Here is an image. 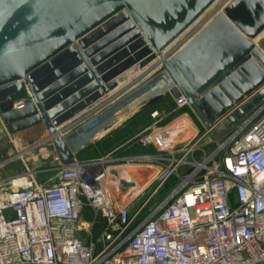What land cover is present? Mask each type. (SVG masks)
Listing matches in <instances>:
<instances>
[{"label": "built area", "instance_id": "obj_1", "mask_svg": "<svg viewBox=\"0 0 264 264\" xmlns=\"http://www.w3.org/2000/svg\"><path fill=\"white\" fill-rule=\"evenodd\" d=\"M164 74L149 99L170 95L177 109L188 108ZM25 104L21 97L14 108ZM180 117L138 142L174 147L167 136L186 119ZM96 131L69 142L75 155ZM212 131L204 128L166 155L75 156L69 166L60 160L57 174L45 182L28 172L16 178L24 180L20 185L0 180V264H264V99L217 133L207 152L202 140ZM0 136L13 138L1 109ZM171 179L168 194L146 215V202L134 209L136 198L150 189L153 197ZM86 206L104 221L89 241L80 236L94 223L82 217Z\"/></svg>", "mask_w": 264, "mask_h": 264}, {"label": "water", "instance_id": "obj_2", "mask_svg": "<svg viewBox=\"0 0 264 264\" xmlns=\"http://www.w3.org/2000/svg\"><path fill=\"white\" fill-rule=\"evenodd\" d=\"M216 1L0 0V109L10 133L43 125L41 143L72 165L70 136L59 127L114 91L126 71L158 61L216 137L219 123L231 127L264 99L255 43L264 0H231L175 44ZM21 97L26 104L14 108Z\"/></svg>", "mask_w": 264, "mask_h": 264}, {"label": "rangeland", "instance_id": "obj_3", "mask_svg": "<svg viewBox=\"0 0 264 264\" xmlns=\"http://www.w3.org/2000/svg\"><path fill=\"white\" fill-rule=\"evenodd\" d=\"M230 2L231 0H221V2H217V4L199 19L197 24L194 25L190 31L185 33L186 35L183 36V39L194 35L211 18L221 12L226 3L229 4ZM256 45L264 50V36L259 37ZM124 74L117 79L120 87H117L114 90V93L111 92L92 107L88 108L90 110L84 118L79 121L75 120V118L72 123L67 125V129L64 130L65 132H63V136H70L69 142H73L76 138L79 139V136L84 139L96 130L102 132L100 135L101 139H99L98 143L80 154V158L96 157V159H100L109 155L114 156V154H117V156H119V154L124 155V157L127 155L144 154L166 155L169 150H178L182 148L184 144L192 142L197 133L195 131L196 128L201 129V132L204 131V128H202L203 124L192 111H189L190 108L177 109L176 103L170 95H161V98L157 102L143 108L151 100L149 97L155 91V87H157L160 80H165L164 71L157 70V67L155 66L144 69L133 67ZM154 111L159 112V115L155 118L152 117ZM185 112H187L190 117H184L186 118L184 121H190V123L183 124L182 130H179V134L173 130L176 125L167 130L168 135L171 133L170 130L175 132L172 131L173 134L171 133L172 135L170 137L167 136L171 140H174V147L162 149L156 142L154 146H144L138 142L144 134L156 133V131L165 127L171 121L173 116H180ZM171 113L172 116L169 118L168 116ZM156 123L157 125H155ZM111 124L113 125L112 128L110 126ZM41 127L42 125H39L38 127L29 130V138L31 139V142L19 140L17 138L18 134H12V139H10V137L0 136V180L16 179L21 176L20 174L22 172H28L35 174V178L39 182H45L57 174L59 162L54 160V156L51 154L54 149L52 142H45L36 146V148H33L36 144L42 142L43 137L46 136L45 127L40 130ZM91 128L92 130L90 131L89 129ZM180 128L181 127H179V129ZM216 128L225 130L227 125L224 122L219 123ZM213 138L214 135H209L202 140L203 143H206L204 149L207 152L212 151L213 147L217 144L214 143L213 145L211 142ZM195 155L196 157L200 156V154L197 156V153ZM137 165L139 168V166L143 164ZM137 179L139 180V178ZM171 181H174V179H171ZM171 181L161 187L158 193L151 198H149V196L153 189L145 192L143 196L136 198L134 209H138L146 202L142 211V213L146 215L151 208L164 199L166 194H168L172 187ZM153 188H155V185ZM124 191L125 189H123L121 193H124ZM121 197L122 194L117 196V198ZM124 197H126V195ZM85 215L86 214H83L82 216L84 219ZM99 232L96 237H98ZM80 236L86 241L94 238L92 228L90 233L84 232L81 233Z\"/></svg>", "mask_w": 264, "mask_h": 264}, {"label": "crops", "instance_id": "obj_4", "mask_svg": "<svg viewBox=\"0 0 264 264\" xmlns=\"http://www.w3.org/2000/svg\"><path fill=\"white\" fill-rule=\"evenodd\" d=\"M261 49V48H260ZM262 51H263V53H264V50L263 49H261ZM112 93H114V92H112ZM189 108V107H188ZM186 109V108H185ZM89 110L90 109H88L86 112H84V113H82L81 115H79V117H77L76 118V120H80V119H82V118H84L86 115H87V113L89 112ZM189 111H192L191 109L189 110ZM195 115V114H194ZM172 116V113L168 116L169 118ZM180 116H184V117H190V115L187 113V112H185L183 115H180ZM180 116H177V115H175V116H173L172 118H171V121H170V123H169V125L171 124V123H175V122H178V120L181 118ZM197 117V116H196ZM199 120V119H198ZM190 123V121L189 122H185L184 120H182L181 122H179V124H177L176 126H178V127H176L175 129H176V133L177 134H179L180 133V131L179 130H182V125L183 124H189ZM41 126V125H40ZM111 126V128H112V124L110 125ZM110 126H107V127H110ZM197 126V125H196ZM38 127V126H37ZM92 127V126H91ZM179 127H181L180 129H179ZM44 128V126L42 125V127L40 128V130H42ZM202 128H205L204 126H202ZM30 130V129H29ZM29 130H26V131H23V132H20V133H18V135H17V138L19 139V140H22V141H26V142H31V139L29 138V134H30V131ZM90 131L92 130V128L91 129H89ZM89 130H85V131H89ZM109 130V129H108ZM201 129H199V128H196V132L198 133L199 131H200ZM84 131V132H85ZM102 131H104V130H102ZM101 133L102 132H98L97 131V133L95 134V137H94V139H93V141L85 148V149H83V150H81L80 152H78V154H76L75 156H76V158L78 159V160H90V159H96V157L95 158H80V154H82L84 151H86L88 148H90V147H92L93 145H96L97 143H98V141H99V139H101ZM79 139L78 138H76L74 141H78ZM54 152V151H53ZM53 152L51 153V154H53ZM54 157H53V159L54 160H57L58 162H59V165H60V159H58L59 157L55 154V155H53ZM127 156H131V155H127ZM108 157H124V155H120L119 154V156H117V154H114V156L113 155H109ZM97 158H99V157H97Z\"/></svg>", "mask_w": 264, "mask_h": 264}, {"label": "bare ground", "instance_id": "obj_5", "mask_svg": "<svg viewBox=\"0 0 264 264\" xmlns=\"http://www.w3.org/2000/svg\"><path fill=\"white\" fill-rule=\"evenodd\" d=\"M219 1L221 2V0H217V1H216V2H215V3H214V4L208 9V11H209V10H210L215 4H217V2H219ZM227 3H228V2H227ZM227 3H226L225 6L222 8V10L228 5ZM219 6H220V5H219ZM222 10H221V12H222ZM208 11H207V12H208ZM207 12H206V13H207ZM206 13H205V14H206ZM219 13H220V12H219ZM205 14H204V15H205ZM204 15H203V16H204ZM203 16H201L199 19H201ZM199 19H198V20H197V21H196V22H195V23H194V24H193V25H192V26H191V27H190L185 33H187L188 31H190V30L192 29V27H193L194 25L197 24V22L199 21ZM211 19H212V18H211ZM211 19H210V20H211ZM210 20H209V21H210ZM185 33L179 38V40H178L175 44H178L179 41H180V42L182 41L183 36L186 35ZM263 36H264V32H263L259 37H263ZM259 37H258L257 39H255V43L259 40ZM173 46H175V45H173ZM170 49H171V47H170ZM165 52H167V51H165ZM165 52H164L163 54H165ZM153 66L157 67V70H159L160 67H161V64H160V62H158V61H154V62H152L151 64H149L148 66H146L145 68L153 67ZM140 71H141V70H140ZM143 71H144V70H143ZM127 72H128V71H127ZM124 75H125V74H124ZM122 77H123V76H122ZM126 81H127V80H126ZM118 85H119V82H118ZM118 87H120V85H119ZM112 92H114V91H112ZM110 93H111V92H110ZM110 93H109V94H110ZM109 94H107V95H109ZM107 95H105V96H107ZM105 96H104V97H105ZM104 97H103V98H104ZM86 111H87V110H86ZM86 111H84V112H86ZM84 112H82V113H84ZM82 113H80L79 115H81ZM79 115H77L75 118L79 117ZM75 118H74V119H75ZM74 119H72L71 121H69L68 123H66L65 125H63L62 127H59V129H60V130H61V128H62V129H65V128L67 127V125H69V123H72V121H73ZM75 120H76V119H75ZM45 135H46V134H45ZM46 136H47V135H46ZM44 138H45V137H43V139H44ZM23 182H24V180H22V179H16V180H15V184H16V185H20V184H22Z\"/></svg>", "mask_w": 264, "mask_h": 264}, {"label": "trees", "instance_id": "obj_6", "mask_svg": "<svg viewBox=\"0 0 264 264\" xmlns=\"http://www.w3.org/2000/svg\"><path fill=\"white\" fill-rule=\"evenodd\" d=\"M174 181H171L172 186L174 185ZM83 214H86L85 219L87 221L94 222L92 226V232H93V237L95 238L99 230H101V228L103 227L104 221L100 216L95 215L92 208L88 206H86Z\"/></svg>", "mask_w": 264, "mask_h": 264}]
</instances>
